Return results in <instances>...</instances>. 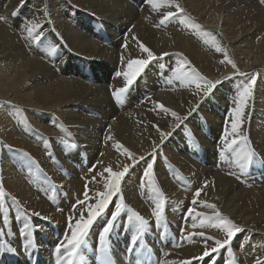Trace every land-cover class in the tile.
<instances>
[{
  "label": "bare ground",
  "instance_id": "1",
  "mask_svg": "<svg viewBox=\"0 0 264 264\" xmlns=\"http://www.w3.org/2000/svg\"><path fill=\"white\" fill-rule=\"evenodd\" d=\"M175 2L184 13L161 23L166 12L177 11L169 0H157L156 10L147 0H26L22 7L21 0H0V15L9 21L0 22V188L9 208L7 222L0 210V246L17 248V253L0 251V264H56L54 245L65 233L70 235L67 217L74 206L79 209L77 201L84 200L85 191L89 195L83 208L87 216V204L95 203L98 194L107 191L111 174L106 169L122 171L131 162L125 149L137 158H148L154 143H161L160 131L171 130L175 118L159 105L185 115L199 100L195 84L175 78L167 82L181 58L177 54L182 53L208 79L230 77L235 71L226 56L240 71L257 75L247 107L250 118L247 121L246 116L240 131L251 137L252 148L264 158V4L260 0ZM28 20L45 26L47 37H57L62 49L56 52L57 46H52L55 51L49 52V45L42 44L39 50L29 45L26 31L21 30L22 22ZM99 23H108L112 36L109 43L95 31ZM193 24L199 27H190ZM141 43L157 56L163 52L171 55L151 66L123 94V101L111 108L112 93L125 84L124 78L116 75L118 70H127L128 59L147 56L139 47ZM216 43L226 52H217ZM69 53L84 56L92 64H103L94 76L96 80L83 74L84 70L75 69ZM246 82L247 77H232L210 101L201 104L199 110L213 136H207L194 113L163 143L153 157L154 165L162 169L153 170L152 181L165 199L170 236L166 233L157 239L164 233L160 227L146 235V248L141 249L138 243L129 253L126 248L130 246L131 230L125 229L116 237L110 234L113 264H136L137 260L141 264H197L205 240L195 233L204 232L206 237L216 239L225 235L212 226L215 220L202 226L204 217L187 216L188 207L212 216L215 210L199 201L215 204L223 216L245 229L231 247L216 254L217 264L264 260V175L242 174L238 168L224 166L226 161L218 156L224 128L231 131L230 110L235 106L238 86ZM225 90L231 91V103L224 96ZM218 100L224 108H217ZM195 128L199 141L185 142L186 134L195 135ZM197 146L205 148L203 158L197 157ZM231 153L230 158L235 156V151ZM92 167L94 171L84 174ZM143 167L141 162L130 170L121 189L126 205L154 227L153 184L142 175ZM201 188L198 203L192 205L196 190ZM229 206L230 211L223 210ZM37 212L39 217L34 216ZM79 214L77 211L75 217ZM45 216L49 219H43ZM30 217L33 225L43 226V231L31 230V256L25 253L21 231ZM207 245L214 246V239L207 240ZM79 254L87 264H104L95 231L90 232Z\"/></svg>",
  "mask_w": 264,
  "mask_h": 264
},
{
  "label": "snow or ice",
  "instance_id": "2",
  "mask_svg": "<svg viewBox=\"0 0 264 264\" xmlns=\"http://www.w3.org/2000/svg\"><path fill=\"white\" fill-rule=\"evenodd\" d=\"M26 0H21L20 7L24 5ZM170 3L175 4L176 12L168 11L164 15V19L161 23H164L169 18L177 16V14H183L184 9L175 0H169ZM148 5L152 6L154 10L157 9V0H147ZM261 4H264V0H260ZM46 11V9H45ZM16 13H14L15 15ZM0 22L9 23L6 16L0 15ZM184 23V19L181 20ZM22 31H26L27 36L25 39L28 41L29 45L36 46L39 50L40 45L44 43L47 39L48 33L45 32L44 27L33 20H28L27 23L22 22ZM190 27H199V25H190ZM59 36V33H56ZM58 43V42H53ZM213 43H215V38H213ZM124 47L127 48L128 45L125 43ZM142 52L146 53V58L128 59L127 60V70L116 73L117 76H122L124 78L125 84L123 87L119 88L118 91L112 93L115 96L117 102H122V94L129 91L135 86L138 78H142V74H146L147 71L151 70V66H155L163 57H168L171 54L168 52H163L160 56H157L150 48L144 44H139ZM215 50L217 52H226V49L221 47L216 43ZM49 52L55 51L54 47L48 49ZM181 58L176 62L175 68L172 71V76L167 77V82L171 83L172 79L185 83V84H195L196 93L195 96L199 97V100L190 106L188 112L185 115H180L176 111L166 108L163 104L159 107L165 112L171 113V116L175 118V122L169 131H160V144L154 143L153 152L148 158L140 156L137 158L134 153L125 152L132 157L130 163L123 166L122 171H113L111 167L107 168L106 171L111 175L108 178L106 184L107 191L100 192L96 197L95 203L87 204V216L84 215L83 208L85 203L89 200L88 191L84 193V200H78L77 204L80 206L77 209L75 206L70 210L72 214L67 217L66 227L70 229V235L65 233L63 239L59 240L54 245V250L56 253V264H87L85 257L79 254V250L87 243V238L90 237V232L95 231L99 239V252L104 258V264H113L111 260V252L113 247L110 243V234L113 237L119 235V233L125 229L131 230V235L129 237L130 246L126 248V251L132 253L135 246L139 243L141 249L146 248L145 237L152 231L160 229L161 225H166L165 220V199L163 193L160 192L152 181V175L154 170L155 160L153 157L157 155L158 150L162 148L163 143L170 137L174 135L176 130L181 129L184 123L189 120V118L196 112L199 111L202 103L210 101L221 87L226 86V83L232 79V77L240 76L247 77V82L238 86V92L234 97L235 106L231 108L230 117V127L224 128L223 136V146L219 149L218 156L222 161H227L229 158L226 155L229 149H233L234 145L238 143H243L245 148L234 149L235 151V165L239 168L240 173H246L254 163H264V158H258V153L253 149L247 148L248 137L244 136L240 131L246 120V109L248 107V102L253 96V89L257 82V75L255 73L249 74L239 70L236 63L225 57L227 63L231 64L235 71L231 76H226L223 79H208L200 74V72L191 65L187 58L183 57V54H177ZM121 60H124L123 54H121ZM225 61H221L224 63ZM155 103V102H153ZM110 138V137H109ZM231 138V139H229ZM75 147V145H71ZM24 155H28L24 153ZM143 162L144 167L142 168V175L149 178V184H153L152 192L154 194L155 206L152 209V215L154 216V227H150V221L142 216L139 212L134 211L132 208L128 207L125 203V198L122 194L121 182L125 179L126 175L130 174V170H133L136 166ZM231 163V161H229ZM235 175V173H230ZM95 179V178H93ZM203 189H197L192 205L198 203V199L201 196ZM115 197V199H114ZM15 202L16 198L12 197ZM199 203L206 204L207 207L214 209L212 216H207L205 213L197 212L193 207H188L186 209L187 216L192 217H204L200 221L203 226L205 221L215 220L212 224L213 227L222 229L224 232L223 239H216L214 237H206L204 232H197L195 235L204 238L205 249L201 256L197 258V264L203 261L204 264H217L216 254L220 253L227 247H231L232 242L237 237V235L243 232L245 229L234 223L232 220L223 216L215 204H207L206 201H199ZM0 210L4 213V220L7 222L9 208L5 206V192L0 188ZM80 211L78 218L75 217V213ZM40 213H34V216L39 217ZM19 218V217H17ZM43 219L48 220L47 216ZM192 227L195 228L196 224L193 222ZM38 228L43 231L42 225H33L31 223V217L23 223V229L21 230L25 236V243L23 248L25 253L29 256L32 255L28 250L34 247V241L32 237V229ZM167 231V228H165ZM162 234L157 235V239ZM214 239V246L209 247L207 245V240ZM8 251L12 253H17L16 247H10L7 245L0 246V251ZM63 250V251H62ZM136 264H141L139 260ZM189 264V262H186ZM255 264H264V260L257 259Z\"/></svg>",
  "mask_w": 264,
  "mask_h": 264
},
{
  "label": "rangeland",
  "instance_id": "3",
  "mask_svg": "<svg viewBox=\"0 0 264 264\" xmlns=\"http://www.w3.org/2000/svg\"><path fill=\"white\" fill-rule=\"evenodd\" d=\"M133 2H137V0H133ZM89 23H90V25L92 26L93 25V23L91 22V21H89ZM100 24V23H99ZM97 24H95V26H96ZM103 25H104V27H103ZM102 26V27H101ZM107 27V28H106ZM104 28V29H103ZM95 31L97 32V34H99V36H101L102 38H103V40L104 41H106L107 43H109L110 42V38L112 37L111 35H110V29H109V25H108V23H101L100 25H98V27L95 29ZM48 35H49V33H48ZM108 39V40H107ZM51 42V44H50V42ZM58 42V43H55V44H53V42ZM47 43V44H46ZM61 42L59 41V39L57 38V37H54V36H51V37H47V39L45 40V42L43 43V45L44 46H54V47H56L57 46V48H58V50L56 51V52H58V51H60V49H62V47L63 46H61L62 45V43L60 44ZM53 44V45H52ZM48 46V47H49ZM61 47V48H60ZM68 52V51H67ZM69 55H70V61L71 62H75L76 63V66H75V69H82V70H84V72H83V74H85V75H88V76H90V77H92V78H94V76L96 77V75L97 74H99V70L103 67V64L102 65H100V64H98V63H95V64H92V62H87L88 61V59L87 58H85L84 56H77V55H75L74 53L73 54H71V53H69ZM72 56H73V58H72ZM77 57V58H76ZM106 59V58H105ZM105 59H103V62L105 61ZM74 60V61H73ZM77 60V61H76ZM84 60V61H83ZM64 65H68V64H66V63H64ZM160 70V69H159ZM118 72H121L120 70H118ZM96 73V74H95ZM115 73V71H113V74ZM95 79V78H94ZM96 80V79H95ZM147 93V92H146ZM146 93H144V96H147V94ZM223 93H224V96L226 97V99L228 100V102H230V100L232 99V97H231V91H229V90H225V91H223ZM124 94V93H123ZM123 94H122V96H123ZM146 94V95H145ZM141 96H143V95H141ZM229 96V97H228ZM110 102H109V106L111 107V108H114L115 106H116V104H119L120 102H117L116 100H115V96L113 95V97H112V99H110L109 100ZM231 103V102H230ZM216 106H217V108H224L223 106L221 107L220 106V101L218 100L217 101V103H216ZM231 106V105H230ZM249 114H251V111L250 110H248V109H246V116H247V121H249ZM196 115H197V117H198V119H197V121H198V123H200L201 124V126L202 127H204V129H203V131H205V130H207V136H213V133H211V132H209L210 131V125H208L207 124V120L204 118V116L203 115H201V110H199L198 112H196ZM227 124H228V120H226V126H227ZM191 125V124H190ZM206 127V128H205ZM209 129V130H208ZM195 135L193 136V134H186V137H185V139H184V141L185 142H192L193 144H194V142L193 141H199V137H198V132H197V129L195 128ZM192 136V137H191ZM221 136H224V135H221ZM244 136H247L248 137V142H247V148H249V149H253L252 148V145H251V143H250V138L251 137H249V135H244ZM241 144H242V146H241ZM185 145H186V147H187V143H185ZM198 147V148H197ZM196 147V149L197 150H194L195 151V153H196V155H197V157H201V158H203V156H204V154H205V148L204 147H201V146H197ZM235 147H239V149H242V148H245V145L243 144V143H238L237 145H234L233 146V149H229V151L227 152V156H228V160L226 161V163H225V165L224 166H229L230 168H238L236 165H235V156L234 157H232V158H230V155H232V151H234V149H235ZM165 148V147H164ZM199 149V150H198ZM204 150V151H203ZM256 153H258L255 149H253ZM203 153V154H202ZM258 158H263V157H261V155L260 154H258ZM229 161H231V163L229 162ZM259 165V166H258ZM260 167V168H259ZM94 167H92V168H90V169H88L87 171H85L84 172V174H88L89 172H92V171H94ZM161 169H162V167L161 166H159V165H154V171L155 172H158V171H161ZM239 169V168H238ZM259 169V170H258ZM251 170V171H250ZM253 171V172H252ZM249 176H257V175H264V163H254L251 167H250V169L248 170V172H246ZM245 173V174H246ZM256 173V174H255ZM253 174V175H252ZM141 189V188H140ZM138 198H139V194L138 193H136L135 194ZM228 210V211H230L231 209H232V206H229V208H223V210ZM189 218H193V217H189ZM167 223V222H166ZM167 226V224L166 225H161V227H163L164 228V233H162V235L163 236H166L165 234L167 233V236H170V232H169V228L167 229V231H165V228H167L166 227ZM173 232V231H172ZM174 233V232H173ZM172 233V234H173ZM171 234V235H172ZM78 264H79V262H78Z\"/></svg>",
  "mask_w": 264,
  "mask_h": 264
}]
</instances>
